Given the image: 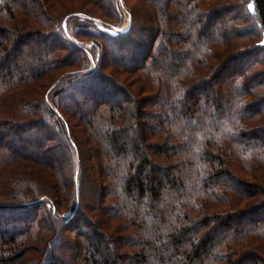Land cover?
I'll return each mask as SVG.
<instances>
[{"label": "trees", "instance_id": "16d2710c", "mask_svg": "<svg viewBox=\"0 0 264 264\" xmlns=\"http://www.w3.org/2000/svg\"><path fill=\"white\" fill-rule=\"evenodd\" d=\"M102 1L93 15L88 0L58 14L51 0H0V264H264L253 0L244 21L223 0H164L145 40L99 29L121 15ZM166 76V101L149 98ZM241 219L253 228L236 232Z\"/></svg>", "mask_w": 264, "mask_h": 264}, {"label": "rangeland", "instance_id": "374dc122", "mask_svg": "<svg viewBox=\"0 0 264 264\" xmlns=\"http://www.w3.org/2000/svg\"><path fill=\"white\" fill-rule=\"evenodd\" d=\"M88 1H90V3L91 4H87V7H89V8H91V9H93V11H95V13L93 14V15H98V12H97V10H96V7L94 6V3H96L97 1L98 2H103L102 0H88ZM95 1V2H94ZM106 1V0H105ZM118 2H117V5L119 6V8H120V21H119V23H117V25H112V26H110V27H106V26H104L103 24H102V22L101 21H97L96 23H97V27L99 28V29H101L102 31H104V32H106V33H108V34H110V35H112V36H117V35H120L121 33H125V31L126 30H128V28H131V29H133L134 30V39H138V38H142V39H144L145 40V38L146 39H150L151 38V36H152V34H150L151 32H152V30H154V28H156L157 29V27L158 28H160V26L159 25H156V24H159V22H156L157 21V18H158V16H159V14L157 13V11L158 10H160V11H158V12H162V5H163V1L164 0H128V5L129 6H132L133 7V9L135 10H138L139 11V13H134L133 15H132V21H133V23L132 22H130V20H131V15H130V13H129V11L127 10V8L125 7V6H123V2H122V0H117ZM126 1V0H125ZM224 1V3H225V6L227 7V6H229L230 8V12H228V11H226L225 12V14H231V15H233L234 17H240L241 19L243 18V10H242V0H223ZM78 2H80V0H68V2L66 1V3H64V0H63V3H61L60 1L56 4V1H54V0H51V2H50V5L51 6H54V8L53 9H51L52 10V13L53 14H58V13H60V12H62V11H65L66 10V7H71V5L72 6H78L79 4H78ZM59 6H61V8L59 7ZM66 6V7H65ZM55 7H58V8H55ZM105 9L108 11V12H110V8H109V5L107 4V6L105 7ZM63 14H65V12L63 13ZM62 14V15H63ZM99 14H101V13H99ZM61 15V16H62ZM157 16V17H156ZM243 20V19H242ZM108 21H110V20H108ZM244 21V20H243ZM152 22H154V23H152ZM156 23V24H155ZM241 22H239L238 24H240ZM255 23V22H254ZM132 25V26H131ZM244 25H246V28H249V27H251L253 30H254V32H257V30L256 29H254L253 28V25L251 24V22H250V24H244ZM224 29H225V26H222ZM221 27V28H222ZM223 29V30H224ZM252 29H248L249 30V32H251L252 31ZM225 31H228L227 29H225ZM226 34V33H225ZM230 34H232V32H230ZM245 34H247L246 32L245 33H242V35H245ZM70 37V36H69ZM136 37V38H135ZM80 41H84V47H86L87 49L88 48H90L91 46H93V43H92V41H91V38L90 39H88V40H80ZM127 41H129V40H127ZM147 41V40H146ZM128 43H130V42H128ZM128 43H126V44H124V45H126V46H128ZM135 45V44H134ZM135 47V46H134ZM257 54V53H256ZM254 54L255 55V57H254V55H253V57H250V61H255V62H257L258 61V59H260V58H263V60H261L262 61V63L261 64H258L254 69L256 70V71H258V70H260V71H264V57H263V54L264 53H260L259 52V54ZM120 67V66H119ZM122 71H120V70H116V75L117 76H119V77H121V78H127V79H135L134 77H130V76H128V75H130V74H122L121 73ZM262 75V74H261ZM263 75H264V73H263ZM245 77V76H244ZM137 78V77H136ZM163 80H164V82H161L160 84L159 83H156V85H157V88H155V86L154 87H152V86H147V89L149 90V92L148 91H146L145 93H149L151 96L149 97V98H153V97H155L156 98V100L157 101H161V103L163 102V101H166V93H167V88H165L164 86H168V84H167V82L166 81H168V77L166 76V77H164L163 78ZM243 80H245V78H243ZM257 80V79H256ZM255 79H254V81L257 83V81H256ZM117 82H119V83H123V81L121 80V79H117ZM133 82V81H132ZM159 82V81H158ZM124 84V83H123ZM127 84L128 83H125V85H126V87H127ZM130 87H131V90H130ZM128 89L130 90V91H137L136 93H134V94H136V95H138V96H134L135 98H137L138 99V97H141L140 95H141V91H143V89H145L140 83H139V79L138 80H136L135 82H133L128 88H127V91H128ZM135 89V90H134ZM165 91V92H163V91ZM167 90V91H166ZM133 94V95H134ZM103 95H105V94H101V95H99V96H103ZM128 95H131V96H133L132 94H128ZM92 96H93V94H92ZM98 96V95H97ZM117 97L118 98H120V99H117V100H114L115 102H117V101H121L122 100V102H123V97L122 96H118L117 95ZM155 100V101H156ZM126 101V100H125ZM263 104H261V106H264V100L263 101H261ZM164 108V107H163ZM162 108V109H163ZM202 108H203V106H202ZM164 110V109H163ZM163 110L161 111V112H163ZM210 110H211V108H210ZM217 112V111H216ZM150 113H155L153 110H151L150 111ZM155 115H156V113H155ZM162 115H163V113H162ZM262 120H264V115L262 116ZM33 127H36L35 129H36V132H34L32 129H31V131H32V133L34 132V133H40V127H38V126H33ZM46 128H44V127H42V130L41 131H44ZM225 130V129H224ZM221 131L220 130V134L221 133H223V134H227V132H225V131ZM80 132H81V134H82V132H84V134H82V135H88L87 133L85 134V131H79V134H80ZM81 135V136H82ZM51 136V135H50ZM52 137V136H51ZM53 138V137H52ZM55 142V141H54ZM234 150V149H233ZM92 174V173H91ZM93 175V174H92ZM85 195L87 196V199L88 198H93L92 196H91V194L90 193H88L87 194V192H85ZM93 200H95V198H93ZM93 200H91V202L93 201ZM84 203H86V205H89V204H87L88 202H85V200H84ZM93 204V203H92ZM84 205V204H83ZM81 213L83 214H86L88 217L90 216V217H93L95 214H96V212L98 211H93L94 212V214H93V212L92 211H89L86 207H82L81 209ZM0 213H5V212H0ZM243 218V217H242ZM254 219H257V218H255V217H253ZM243 219H245V218H243ZM243 219H241L242 221H241V223L239 222H232V223H230L231 225H233V226H235V225H240L241 224V228H235V231L237 232V230H239V229H241L242 230V232L244 233V231L245 230H247L248 229V227H250V228H253V226H252V224L253 223H245L246 221L245 220H243ZM259 220H261V219H259ZM83 221V220H82ZM237 221V220H236ZM83 223V222H82ZM242 223H244V224H242ZM80 224V223H79ZM82 226H83V224H81ZM232 227V226H231ZM249 228V229H250ZM231 229V228H230ZM248 229V230H249ZM247 230V231H248ZM60 233L61 234H67L68 232L66 231V230H62V231H60ZM70 233V232H69ZM72 234V233H71ZM73 236H74V234H72L71 235V238L69 239H65V243H63V245H62V248L64 247V248H67V250H68V252H70L71 250H70V247H72V245H71V243L74 241V238H73ZM246 238L247 237H245V238H243L244 240H246ZM70 243V244H69ZM244 247H242V248H246L245 246H246V244L245 245H243ZM62 248H61V251L59 252V257H61V259H63L64 260V257H68V254H66V253H64L63 251H62ZM73 251V250H72ZM67 252V253H68ZM257 252L259 253V254H261L258 250H257ZM264 257V256H263ZM65 261V260H64ZM256 262H254V264H255Z\"/></svg>", "mask_w": 264, "mask_h": 264}, {"label": "water", "instance_id": "95a60500", "mask_svg": "<svg viewBox=\"0 0 264 264\" xmlns=\"http://www.w3.org/2000/svg\"><path fill=\"white\" fill-rule=\"evenodd\" d=\"M261 25L264 29V0H253Z\"/></svg>", "mask_w": 264, "mask_h": 264}]
</instances>
